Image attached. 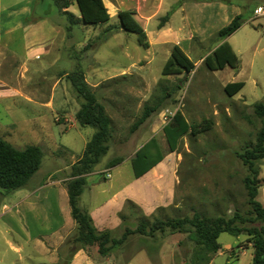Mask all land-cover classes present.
Returning a JSON list of instances; mask_svg holds the SVG:
<instances>
[{"label": "rangeland", "instance_id": "obj_1", "mask_svg": "<svg viewBox=\"0 0 264 264\" xmlns=\"http://www.w3.org/2000/svg\"><path fill=\"white\" fill-rule=\"evenodd\" d=\"M184 1L188 3L187 20L180 19L182 12H177L171 23L176 27L182 24L180 36L192 30L196 37H204L202 42L193 37L180 45L194 62L188 74L163 76L161 68L168 47H142L134 32L119 27L115 16L106 24L73 25L68 33L66 16L52 0H0V137L19 148L38 145L43 152L39 169L25 185L8 192L0 188V264H192L195 243L188 229L169 226L148 235L129 234L106 256L98 254L95 245L85 247L81 250L86 255L78 262H72L78 251V244L72 240L75 229L63 240L60 236L64 230L46 237V245L34 247L24 242L27 232H45L48 223L43 220V202L34 216L17 210L14 202L19 194L38 182L69 177L71 164L79 158L95 130L75 121L82 98L66 73L76 68L82 69L86 82L111 119L108 150L93 167L103 171L104 179L100 173L90 179L100 178V184L106 187L97 199L108 193V184L116 178V172L119 181L132 174L130 157L151 137L149 120L156 112L138 121L144 104L150 101L161 81L171 92L161 105L165 114L177 108L189 122L207 117L212 125L196 136L187 133L179 139L174 201L156 210L149 222L154 217L191 216L195 210L213 216L228 217L235 210L246 215L249 206L243 178L248 171L237 153L254 141L261 126V120L253 113V104L264 101V12L255 14L254 9L264 7V0ZM67 10L79 15L74 1ZM236 15L241 16L242 23L227 41L239 57V65L235 69L225 66L210 70L203 64V57L220 41L217 31ZM51 26L58 30L52 47L45 53L38 44L39 36H50ZM42 27L45 28L41 33ZM29 32L36 40L33 47L29 43L31 38L26 37ZM228 81H243L244 85L228 96L223 90ZM178 83L180 87L171 90ZM158 140L167 149L161 132ZM116 157L122 158L119 165L108 167V162ZM174 163L170 154L160 169L165 171ZM257 165L262 179L257 198L264 204V157ZM111 170L113 176L106 177L104 172ZM61 188V184H48V199L44 203L50 207L48 214L60 204L64 215L67 213L72 221L67 212V195L65 189V194H60ZM141 215L139 209L131 208L112 235L117 238L126 227L134 228ZM246 237L245 232L237 236L220 233L221 247L211 254L209 264H251L253 249ZM10 245L19 246L20 251L14 252Z\"/></svg>", "mask_w": 264, "mask_h": 264}, {"label": "trees", "instance_id": "obj_2", "mask_svg": "<svg viewBox=\"0 0 264 264\" xmlns=\"http://www.w3.org/2000/svg\"><path fill=\"white\" fill-rule=\"evenodd\" d=\"M58 10L66 16L65 30L69 33L73 25L83 23L98 25L109 20L110 16L103 0H52ZM75 2L78 16H75L67 8ZM119 27L137 35L138 43L146 48L148 39L143 26L135 19L133 10H120L117 13ZM168 19V14L160 17L157 25L160 28ZM241 16H234L231 21L217 31V38L224 39L241 25ZM67 33V34H68ZM203 64L210 70L222 69L225 66L236 68L239 65V57L234 52L229 42L222 40L214 49L207 53L202 60ZM194 68V62L178 45L171 47L170 53L164 61L161 74L170 76L176 74H188ZM72 87L82 98L79 109L75 112V121L80 126H91L95 130L86 141L79 158L70 166V178L65 181L68 196L70 214L75 223L73 242L78 244L77 249L95 245L101 256H106L114 247L121 244L129 234H152L155 230L164 226L173 229H188L190 238L195 243V249L191 257L192 264H209L211 254L217 252L221 244L218 236L227 232L237 236L242 232L247 234L246 242L252 246L251 264H264V204L257 198L262 179L259 176L257 161L264 157V101L253 104L254 115L261 120V126L255 133L254 141L243 147L237 153L245 165L248 174L243 178V186L246 191L248 208L246 215L235 210L231 216L208 215L200 211H193L191 216L169 217L158 219L151 215H141V219L134 228L126 227L120 237L115 238L110 229L98 230L89 213L81 209L77 204V198L82 192L86 182L85 175L92 171L100 158L107 152V141L111 133V119L105 111L104 106L97 100L92 87L86 82L84 72L76 68L66 73ZM244 85L243 81L227 82L223 86L228 96L236 94ZM180 87L179 83L174 88ZM168 86L159 81L150 96V101L143 106V112L138 122H142L152 113L160 110L165 99L170 95ZM212 121L203 117L199 122H189L178 109L163 126V132L170 151H177L179 139L189 133L196 136L211 128ZM43 152L38 145H27L19 148L0 137V188L8 192L26 184L30 177L39 169L42 162ZM162 158L157 144L153 138L149 139L139 147L130 162L134 177L148 170ZM122 161L116 157L108 162L112 167ZM133 207L132 202L126 200L120 217H127V211ZM165 207H158L162 210ZM126 212V213H125ZM246 223H250L248 225Z\"/></svg>", "mask_w": 264, "mask_h": 264}, {"label": "crops", "instance_id": "obj_3", "mask_svg": "<svg viewBox=\"0 0 264 264\" xmlns=\"http://www.w3.org/2000/svg\"><path fill=\"white\" fill-rule=\"evenodd\" d=\"M103 2L105 7L107 8L110 19H112L113 16L117 17V13L120 10H133L135 19L141 25L143 24L142 26L146 31L149 45L152 46L153 44H156L168 47V55L170 53L171 47L174 44H178L180 46L183 43L191 41L193 37L197 38V40L202 42V38L204 37L203 35L196 37L195 32H193L192 30L187 32L186 35L180 36L179 31L183 28L182 24H178L176 27L171 23L172 17L177 12H182L180 19L184 21L187 20L186 5L188 3H186L184 0H103ZM165 14H168V19L163 23L160 28H158L157 25L159 23L160 17ZM154 19L157 20L156 22H154V24H152L151 22ZM108 21L101 24H106ZM187 22L188 21H186V23ZM149 25H152V27L148 28ZM44 28L45 27L41 28V33L43 32ZM57 30L58 29L56 28V26H51L49 27V32L51 33L50 36H39L40 41L38 44L40 45L41 50H44L45 53L48 51L49 48L52 47L51 45L54 43ZM26 37H30V32L26 34ZM227 37L221 39L216 45H218L222 40H227ZM30 38L31 39H29V43L31 44L30 46L33 47L35 45L36 40L34 39V37ZM35 56H38V54H36ZM167 57L168 56H166V58ZM176 110L177 108L175 110L173 109L172 111H167V115L165 114L166 111L160 108V110L155 113L156 115L150 117L149 133L151 137H149L144 143H146L149 139L153 138L157 144L158 150L162 158L144 173L137 177H134L132 171V174L128 178L119 181L116 172L114 174L116 178L113 177L114 179L108 184V193L101 199H97V196L99 194L104 193L106 191V187L100 184V178L95 180L93 179L92 181H90V179L95 173H100L102 175V178L104 179L103 171L93 169L85 175L86 182L82 188V192L77 198V204L81 209H84L89 213L94 226L98 230H114L123 223L124 220L122 221L120 217V212H122L126 200L132 202V208L139 209L141 214L146 216L153 214L158 207H166L173 203L175 195V186L178 180L176 166L177 157L175 151L169 150L168 145L167 149H163L161 147V144L158 140V136L161 132L165 138L162 128L168 122V120ZM170 154H172L173 160L175 161L174 166L163 171L160 169V164ZM117 165H119V163L112 166V168L116 167ZM113 170H115V168ZM113 170H111L110 173H108L107 171L104 172L105 176L108 178L113 176ZM68 178L70 177L56 178L49 182H38L35 185L29 186L27 190L19 194L18 199H16V201L14 202V206L17 207L16 209L25 213L32 214V216H34L35 209L38 207V205H42L43 202L44 206L41 207L43 216L45 217L43 220L45 223H48V227L47 229H45V232L44 230H42V232L37 233L27 232L25 236L23 235L25 243H28L34 247L43 244L46 245L44 241L46 237L52 236L55 233H58L59 235V233L64 230V233L60 236L61 240H63L69 234V232L74 229V220L71 221L67 213L66 216L64 215L65 211L62 208L63 206L57 204L55 206L54 212L52 214H48V210L50 207L46 206V204L44 203V201H47L48 199V196L46 194L47 190L45 189L48 184H61L62 188L60 189V194H62L63 190L65 189L67 195L64 180ZM64 194L65 193L63 192V195ZM67 212L70 213V207L69 211ZM127 212H129V210ZM10 247L14 252L20 251L19 246L10 245ZM83 255L86 254H82L81 249L78 250L74 254L72 262L73 260L76 262L81 261L83 259Z\"/></svg>", "mask_w": 264, "mask_h": 264}, {"label": "built area", "instance_id": "obj_4", "mask_svg": "<svg viewBox=\"0 0 264 264\" xmlns=\"http://www.w3.org/2000/svg\"><path fill=\"white\" fill-rule=\"evenodd\" d=\"M263 12H264V7L257 6V7L254 9V13H255V14H259V13H263Z\"/></svg>", "mask_w": 264, "mask_h": 264}]
</instances>
